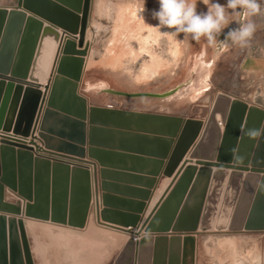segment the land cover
Segmentation results:
<instances>
[{"label":"water","instance_id":"water-1","mask_svg":"<svg viewBox=\"0 0 264 264\" xmlns=\"http://www.w3.org/2000/svg\"><path fill=\"white\" fill-rule=\"evenodd\" d=\"M89 6L90 0H84L82 28ZM23 8L44 15L38 0H24L20 8L0 6V128L29 136L37 118L39 131L29 142L0 143V211L21 212L19 206L5 200L8 187L29 201L26 216L83 228L92 200L89 168L71 166L39 152L64 156L94 168L98 162L103 179L112 174L104 170L110 167L112 156L154 165L153 174L136 170L158 176L174 144L164 171L173 180L137 231L130 228L139 224L137 214L144 203L139 204L136 215H126L112 211V197L103 195L105 208L100 210L99 217L104 223L99 222L132 236L114 264H196V232L242 230L246 215L247 229H264V175L260 176L264 173V135L250 138L246 134L248 129H264V108L249 107L242 99L232 100L230 95L220 93L205 126L203 121L185 120L175 114L94 104L88 109V99L80 94L79 82L90 45L83 48L80 36L78 49L77 38L71 39L63 32L67 39L62 42L56 75L48 81L63 34ZM217 113L226 123L223 133ZM87 140L90 160H84ZM157 145L166 148L159 152ZM193 145L190 158L196 159V165H187L189 160H185L175 173ZM102 188L107 192L110 184L103 181ZM143 231L172 234L170 238H154L141 236ZM9 261L34 264L23 220L0 217V264Z\"/></svg>","mask_w":264,"mask_h":264},{"label":"rangeland","instance_id":"rangeland-1","mask_svg":"<svg viewBox=\"0 0 264 264\" xmlns=\"http://www.w3.org/2000/svg\"><path fill=\"white\" fill-rule=\"evenodd\" d=\"M38 1L43 7L39 8L44 13L41 16L51 20L50 24L61 28L78 26L79 34L75 36L68 33L69 38L76 37L78 43V37L81 36L83 45H90L80 88L92 105L181 115L185 120L194 118L203 121L205 126L218 94L226 93L234 99L254 98L255 85L253 81L243 78L240 70V62L245 53L242 54V50L237 48L225 49L219 43L209 46L203 38L199 43L181 42L183 34L177 37L163 35L162 32L168 30L153 27L158 23L152 17V11L159 7L157 0H90L84 28V0ZM220 3H225V0H220ZM23 4L24 0H0V6L8 8H19L18 5L22 7ZM198 10H205L200 0ZM55 13L60 14L62 19H69L64 22L57 20ZM260 17L257 22V42L264 45V17ZM231 26L235 27V24ZM255 38L256 33L252 42H255ZM222 39L223 35L218 37V40ZM77 47L80 49L79 45ZM56 69L57 64L52 80ZM40 89L44 93V88ZM111 90L135 96L118 95ZM0 131L6 132L2 129ZM38 131L35 123L29 136L7 131V136L0 135V143H19L8 136L33 140V135H38ZM202 132L203 129L196 142ZM88 148L87 142L85 149ZM39 153L68 162L71 166H87L90 173L93 168L92 165L64 156ZM263 174L260 173V176ZM61 180L63 186L64 179ZM68 186L71 188L72 181ZM10 195L15 197L10 198ZM70 199L69 195L68 206ZM5 200L17 206L29 203L8 187ZM97 201L92 187V200L84 228L24 217L34 264H114L130 234L102 224L104 221L99 217ZM6 216L7 219L16 218L17 221L21 219L0 213V217ZM89 217L91 223H88ZM248 222L249 215H246L242 230L196 232V236L199 234L197 264H264V229H247ZM8 264H11L10 261Z\"/></svg>","mask_w":264,"mask_h":264},{"label":"crops","instance_id":"crops-1","mask_svg":"<svg viewBox=\"0 0 264 264\" xmlns=\"http://www.w3.org/2000/svg\"><path fill=\"white\" fill-rule=\"evenodd\" d=\"M261 3L264 4V0H261ZM5 6V5H4ZM20 8L21 6L18 5ZM26 11H28L31 14L37 15L44 21L51 23V20L45 19L44 17L36 14L32 10L28 8H23ZM63 14V13H62ZM64 16V14H63ZM261 16V17H260ZM255 17L256 23L259 21V17L263 18L264 14ZM55 17H57V20L60 19V21L63 20L66 21L69 18L68 17H60V14L55 13ZM55 27H57L59 30L62 32L68 31L70 32L69 28H61L58 27L56 24H53ZM257 31H256V38L255 42H251V47L249 49H244L242 50V54L245 53L242 56V60L240 62V70L242 72V77L247 79V81H253L255 88H254V98L253 100L247 99V98H242L246 100L248 103H255V105L264 108V45H260L257 42ZM74 39V38H71ZM28 81V80H26ZM26 86V85H25ZM44 88V86H42ZM80 94L88 98L90 101L89 97L84 95L81 91L80 88ZM234 97V96H233ZM222 132L224 130V126H221ZM164 145H157L156 149L159 152H162L165 150ZM193 147L190 149V151L186 154L184 159L180 162L178 167L176 168L177 170L181 167L183 162L185 160H189L187 165H196V159H191L190 154L192 151ZM174 150V144L171 146L169 150V154L167 159L163 161V165L161 166V174L158 176H152V174L155 172L153 169L155 168L154 165L151 164H145V163H139V161L131 158V157H119V156H112L109 157V165L110 167H107L106 170L110 171L112 174H110L107 179H103L101 176V166L96 163V171L94 172V166L91 169V182H92V187L93 191L95 192V195L98 199V204L100 210L104 209L103 205V195L108 194L112 197V208L111 210L114 212H120L126 215H136L138 210H139V204L144 203V209L142 212H140L139 217L140 222L137 227H133L130 229H134L135 231L138 229V227H141L147 217L150 215L152 210L154 209L155 205L158 203L168 186L170 185L172 181V177H168L167 175L164 174V171L168 165L169 157L172 154ZM217 162V160H215ZM249 166H251L252 162H249ZM140 165V166H139ZM199 168L201 165H197ZM137 167H142V168H137ZM136 169H143L141 170L142 172L145 173H152V174H143L139 173L138 170ZM147 179H151L152 181H149ZM167 179V180H166ZM107 181L110 183V188H108V191H104L102 188V182ZM165 184V185H164ZM151 187V188H149ZM150 191L151 194L147 200H143L144 198V193L143 191ZM20 206V205H19ZM22 208V214L21 215H16L18 218H21L24 223L25 219L24 217V206H21ZM91 223V218L89 217L88 223ZM87 224V223H86ZM25 227L27 229V225L25 223ZM129 229V227L125 228ZM146 232H142L141 236L146 235ZM172 233H165L162 235H168V238L171 237ZM152 235V234H149ZM198 233H197V247H198ZM156 236V235H154ZM128 237H132L131 235ZM197 252H198V248ZM196 264H197V257H196Z\"/></svg>","mask_w":264,"mask_h":264},{"label":"clouds","instance_id":"clouds-1","mask_svg":"<svg viewBox=\"0 0 264 264\" xmlns=\"http://www.w3.org/2000/svg\"><path fill=\"white\" fill-rule=\"evenodd\" d=\"M158 9L152 11L157 29H166L163 35L181 36V42L203 38L209 46L217 43L225 49H249L257 31L255 17L264 14L261 0H200L205 10H198V0H157ZM141 12L144 9H140ZM235 24V27L231 25ZM227 29V31H225ZM223 35L222 40L218 37ZM250 138L264 135V129L252 128L246 133Z\"/></svg>","mask_w":264,"mask_h":264},{"label":"bare ground","instance_id":"bare-ground-1","mask_svg":"<svg viewBox=\"0 0 264 264\" xmlns=\"http://www.w3.org/2000/svg\"><path fill=\"white\" fill-rule=\"evenodd\" d=\"M46 22V21H45ZM48 23V22H47ZM73 23V22H72ZM71 27V29H69L70 30V32H68V31H65L66 33H69V34H73V35H75V36H77L79 33V27L78 26H70ZM60 32H62L61 30H60ZM62 34H63V32H62ZM72 35V36H73ZM65 38H66V34H63L62 35V39H61V41H60V45H59V47H58V50H57V55H56V58H55V63L53 64V67H52V69H51V72H50V75H49V80L48 81H53L52 80V76H53V74H54V70H55V68H56V64H57V67H58V63H59V59H60V56L62 55V50H63V43L62 42H64V40H65ZM79 38V37H78ZM78 45H79V39H78ZM79 47H80V45H79ZM84 47H86V45L84 46L83 45V48ZM85 62H86V60H85ZM84 67H85V65H84ZM83 71H84V69H83ZM82 75H83V72H82ZM54 79V78H53ZM81 80H82V76H81V79H80V82H79V88H80V83H81ZM6 81H8V80H6ZM29 81V80H28ZM25 85H27V84H25ZM28 86V85H27ZM26 87V86H25ZM80 92V91H79ZM226 94V93H225ZM232 100H234V98H232ZM92 106V104L89 102V100H88V109L90 108V107ZM214 106V105H213ZM249 107H250V105H249ZM212 109H213V107H212ZM212 111V110H211ZM216 118H217V120H218V122H219V124H220V127L221 126H224V129H225V125H226V123L223 121V118H222V115H221V113H217V115H216ZM37 119V118H36ZM36 119H35V124H36ZM88 121V120H87ZM86 121V122H87ZM88 125V124H87ZM90 125V124H89ZM88 125V126H89ZM0 129H2V128H0ZM3 130V129H2ZM5 131V130H4ZM221 131H222V129H221ZM1 133H4V134H6L7 133V131L6 132H3V131H0ZM13 132V131H12ZM11 132V133H12ZM223 132H224V130H223ZM222 132V133H223ZM87 142H88V140H87ZM87 145V144H86ZM88 145H89V143H88ZM89 147H90V145H89ZM89 149V148H88ZM86 153H87V156L86 157H88L89 158V156H88V150H86ZM190 154V153H189ZM84 158V160H90V159H87V158ZM215 161V160H214ZM216 162V161H215ZM83 163V162H82ZM99 164V163H98ZM85 165H89V164H86L85 163ZM192 166V165H191ZM251 167V166H250ZM96 168V167H95ZM94 168V172L96 171V169ZM102 169V168H101ZM212 169H215V167H212ZM104 170H106V168L104 169ZM231 171V170H230ZM154 173H156V171L154 172ZM159 173V175L161 174V170H160V172H158ZM248 172H245V174H247ZM264 175V174H263ZM168 176V175H167ZM262 176V175H261ZM108 177V176H107ZM107 179V178H106ZM105 180V179H104ZM167 180V179H166ZM105 182H107V181H105ZM108 183V182H107ZM108 184H110V183H108ZM165 185V184H164ZM9 192V191H8ZM144 198L145 197H147L146 198V200L149 198V196H150V194H151V192L150 191H145L144 190ZM12 194V193H11ZM12 197H15V195L14 196H12V195H10V198H12ZM9 199V198H8ZM6 201H8V200H6ZM8 202H10V201H8ZM26 202V201H25ZM145 206V205H144ZM20 208H21V206H19ZM24 214H25V216H26V209H27V207H26V205H24ZM144 209V208H143ZM21 210V212L20 213H12V212H6V211H0V213L1 214H8V215H11V216H13L14 215V217L16 216V215H21L22 214V208L20 209ZM142 212V211H141ZM2 216V215H1ZM139 216V215H138ZM6 218H7V216H6ZM11 218V217H10ZM18 218V217H17ZM29 218H32V217H29ZM141 218V217H140ZM21 220V219H20ZM19 222V221H18ZM140 222V221H139ZM87 223V222H86ZM25 226V225H24ZM86 226V225H85ZM84 226V227H85ZM138 226V225H137ZM136 226V227H137ZM83 227V228H84ZM142 227V226H141ZM141 227H138V229L139 228H141ZM137 229V230H138ZM132 230H134V229H132ZM136 230V231H137ZM135 231V230H134ZM145 232V231H144ZM149 234H152V235H149ZM193 234V233H192ZM146 235H148V236H153L154 238L157 236V235H162V234H157V233H147ZM154 235H156V236H154ZM182 235H184V234H182ZM136 241H138L140 238H134ZM127 242V241H126ZM166 264H168V262L166 263Z\"/></svg>","mask_w":264,"mask_h":264},{"label":"built area","instance_id":"built-area-1","mask_svg":"<svg viewBox=\"0 0 264 264\" xmlns=\"http://www.w3.org/2000/svg\"><path fill=\"white\" fill-rule=\"evenodd\" d=\"M0 135H3V136H7V134H3V133H1L0 132ZM8 137H11V138H13V139H16L17 141H19V142H29L30 140H26V139H24V138H20V137H12V136H8Z\"/></svg>","mask_w":264,"mask_h":264}]
</instances>
